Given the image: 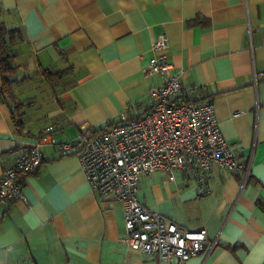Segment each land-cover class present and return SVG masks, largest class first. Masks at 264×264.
Returning a JSON list of instances; mask_svg holds the SVG:
<instances>
[{"label": "crops", "instance_id": "crops-1", "mask_svg": "<svg viewBox=\"0 0 264 264\" xmlns=\"http://www.w3.org/2000/svg\"><path fill=\"white\" fill-rule=\"evenodd\" d=\"M0 22L19 30L12 89L22 119L16 126L0 74V173L49 126L57 142H69L83 129L135 115L161 83L144 68L152 42L164 35L171 73L181 72L183 85L213 103L221 134L249 177L241 188V172L214 167L202 194L180 172L174 182L155 171L142 176L148 182L140 178L150 189L138 188V200L216 241L208 255L184 264H264V0H0ZM45 70L63 72L56 92L41 90ZM40 151L23 182L24 201L0 204V264H175L121 243V203L91 191L76 156L59 157L50 144ZM158 174L173 187L165 182L161 191L148 177Z\"/></svg>", "mask_w": 264, "mask_h": 264}, {"label": "built area", "instance_id": "built-area-1", "mask_svg": "<svg viewBox=\"0 0 264 264\" xmlns=\"http://www.w3.org/2000/svg\"><path fill=\"white\" fill-rule=\"evenodd\" d=\"M168 44L164 35L152 42L144 74L158 76L161 83L148 90L135 115H121L108 127L83 129L69 142H57L53 127H47L33 146L19 150L0 173V204L24 201L23 182L41 162V146L50 144L59 157L78 158L91 191L100 200L121 203L125 229L121 243L130 250L175 264L208 255L216 241L209 242L204 229L186 230L146 207L137 196L140 178L155 171L166 172L174 182L175 173L180 172L202 194L210 191L208 176L214 167L241 172V188L249 177V167L237 160L221 134L213 103L202 100L195 87L183 85L181 72L171 73L165 53Z\"/></svg>", "mask_w": 264, "mask_h": 264}, {"label": "trees", "instance_id": "trees-1", "mask_svg": "<svg viewBox=\"0 0 264 264\" xmlns=\"http://www.w3.org/2000/svg\"><path fill=\"white\" fill-rule=\"evenodd\" d=\"M19 30H8L2 22H0V74L2 78V98L9 104L14 106V122L16 126L22 125V119L20 118L19 109L21 107V102L17 99L16 95L12 89V83L15 80L13 76L16 70V65L14 64V51L11 50L12 47V37L17 35ZM42 75L45 79L49 81H56L60 79L63 72H47L42 71Z\"/></svg>", "mask_w": 264, "mask_h": 264}, {"label": "rangeland", "instance_id": "rangeland-1", "mask_svg": "<svg viewBox=\"0 0 264 264\" xmlns=\"http://www.w3.org/2000/svg\"><path fill=\"white\" fill-rule=\"evenodd\" d=\"M26 75H29V76H31L32 77V79L31 80H35V77H34V75H37L36 73H34V75L33 74H26ZM18 78V77H17ZM30 80V81H31ZM37 81V80H36ZM35 81V82H36ZM33 82V81H32ZM61 82L64 84V82H63V79L62 78H60V79H57L56 81H53V85H51L50 83H49V81L47 82L48 83V85H47V87H46V89L41 85V90H43V91H46V90H48V91H50V92H53V91H57L58 90V88L59 87H61ZM36 85V84H35ZM28 87H32V86H30V85H28ZM178 175V174H177ZM155 176V179H156V181H154V182H156L157 183V186L160 188V190L161 191H164V188H163V186H164V183L165 182H167V183H169L171 186H169L170 188H172L173 187V185L168 181V177H166V175L165 174H158V175H152V176H148L149 178H152V177H154ZM175 177L178 179V177L175 175ZM142 178H146V177H142ZM169 179H170V177H169ZM146 180H147V182L149 181V179H147L146 178ZM141 181H142V179H140L139 180V182H138V188L140 189V190H142L143 191V189H147V190H149L150 189V185L147 183L146 184V186L145 187H143L141 184ZM141 193L142 192H140L139 191V194H140V196H141ZM146 206V205H145ZM146 207H149V206H146ZM150 208V207H149ZM157 211H159V212H166L167 210H162V209H156ZM171 212L172 213H175V211L173 212V209L171 208Z\"/></svg>", "mask_w": 264, "mask_h": 264}, {"label": "water", "instance_id": "water-1", "mask_svg": "<svg viewBox=\"0 0 264 264\" xmlns=\"http://www.w3.org/2000/svg\"><path fill=\"white\" fill-rule=\"evenodd\" d=\"M9 108H10V111H11V112L14 111V106L10 105Z\"/></svg>", "mask_w": 264, "mask_h": 264}]
</instances>
